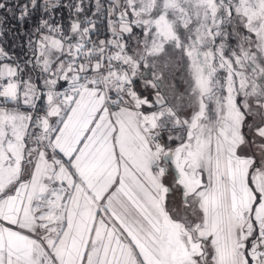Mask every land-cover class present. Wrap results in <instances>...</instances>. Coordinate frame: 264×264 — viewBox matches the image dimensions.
Segmentation results:
<instances>
[{
	"label": "snow or ice",
	"instance_id": "6c2138e0",
	"mask_svg": "<svg viewBox=\"0 0 264 264\" xmlns=\"http://www.w3.org/2000/svg\"><path fill=\"white\" fill-rule=\"evenodd\" d=\"M0 12V264H264V0Z\"/></svg>",
	"mask_w": 264,
	"mask_h": 264
},
{
	"label": "rangeland",
	"instance_id": "374dc122",
	"mask_svg": "<svg viewBox=\"0 0 264 264\" xmlns=\"http://www.w3.org/2000/svg\"><path fill=\"white\" fill-rule=\"evenodd\" d=\"M85 3L87 4L88 0H85ZM89 15H91V13H89ZM101 21L102 26L106 25V20L101 19ZM65 22H67V20H65ZM232 43L233 45L235 44L234 41ZM184 63L185 61L180 60L177 54L173 57V66L166 70L163 82L170 97L173 99V102H176L177 100L182 101L190 87V80L184 70Z\"/></svg>",
	"mask_w": 264,
	"mask_h": 264
},
{
	"label": "trees",
	"instance_id": "16d2710c",
	"mask_svg": "<svg viewBox=\"0 0 264 264\" xmlns=\"http://www.w3.org/2000/svg\"><path fill=\"white\" fill-rule=\"evenodd\" d=\"M21 2H23V0H21ZM0 17H7L6 23L3 25V31L5 32V35L2 39H0V43L3 44L6 50L10 52L14 51L16 54H20L21 44L26 39V37L18 34L19 31H22L20 25L17 24L15 16L0 12ZM64 18L67 20V11H64ZM31 24L32 22H29V24L25 25V27L30 30Z\"/></svg>",
	"mask_w": 264,
	"mask_h": 264
},
{
	"label": "built area",
	"instance_id": "2783aa9c",
	"mask_svg": "<svg viewBox=\"0 0 264 264\" xmlns=\"http://www.w3.org/2000/svg\"><path fill=\"white\" fill-rule=\"evenodd\" d=\"M98 24H99L100 33H101L100 38L103 39V38H105L104 33L106 31L107 22H106V25L102 26V21L100 20V21H98Z\"/></svg>",
	"mask_w": 264,
	"mask_h": 264
},
{
	"label": "crops",
	"instance_id": "0c3cea01",
	"mask_svg": "<svg viewBox=\"0 0 264 264\" xmlns=\"http://www.w3.org/2000/svg\"><path fill=\"white\" fill-rule=\"evenodd\" d=\"M176 207H177V211H178V212L183 213L184 208H183L182 205H180L179 200H177V205H176Z\"/></svg>",
	"mask_w": 264,
	"mask_h": 264
}]
</instances>
